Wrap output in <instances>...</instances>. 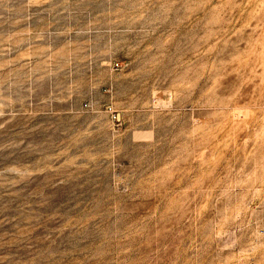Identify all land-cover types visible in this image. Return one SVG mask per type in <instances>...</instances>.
Here are the masks:
<instances>
[{"label":"rangeland","instance_id":"1","mask_svg":"<svg viewBox=\"0 0 264 264\" xmlns=\"http://www.w3.org/2000/svg\"><path fill=\"white\" fill-rule=\"evenodd\" d=\"M0 264H264V0H0Z\"/></svg>","mask_w":264,"mask_h":264}]
</instances>
